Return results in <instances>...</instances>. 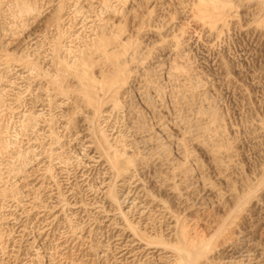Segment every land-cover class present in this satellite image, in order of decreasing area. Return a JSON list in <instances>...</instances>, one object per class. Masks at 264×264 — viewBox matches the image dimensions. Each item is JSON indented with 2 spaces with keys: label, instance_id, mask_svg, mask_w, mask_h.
Returning a JSON list of instances; mask_svg holds the SVG:
<instances>
[{
  "label": "rangeland",
  "instance_id": "1",
  "mask_svg": "<svg viewBox=\"0 0 264 264\" xmlns=\"http://www.w3.org/2000/svg\"><path fill=\"white\" fill-rule=\"evenodd\" d=\"M224 2L235 22L208 53L207 67L200 65V43L183 50L180 65H193L187 77L194 83L187 77L178 83L157 69L172 63L147 34L157 27L139 23L153 9L150 1L0 0V264H172V244L185 223L193 231L188 235L206 239L200 264H264V229L251 236L256 249L250 254L237 250L251 234L252 202L264 198V0ZM174 13L168 37L181 43L193 24ZM108 19L111 28L103 24ZM114 36L129 49L128 59ZM83 67L95 80L113 77L123 87L87 95L80 86ZM208 68L217 79L209 93L199 73ZM114 151L124 166L130 157L141 161L144 173L129 169L117 179L107 158ZM189 183L187 203L203 206L187 211L168 192ZM173 217L183 222L176 227ZM139 235L164 238L163 245L152 240L148 247Z\"/></svg>",
  "mask_w": 264,
  "mask_h": 264
},
{
  "label": "bare ground",
  "instance_id": "2",
  "mask_svg": "<svg viewBox=\"0 0 264 264\" xmlns=\"http://www.w3.org/2000/svg\"><path fill=\"white\" fill-rule=\"evenodd\" d=\"M148 2V1H150L151 2V4H152V6H153V9L151 10V11H149L148 13H147V15H142L141 17H140V20H139V23L140 24H143V23H145V24H148V25H153V26H156L157 28H152V29H149V31H147V34H149V36H151V37H153L154 39H156L155 41H156V44L154 45L155 46V48L157 49V50H159L160 52H161V54H163V55H165V57L164 58H166L167 59V61L169 62L170 60L172 61V63H168V65L169 66H162L161 64V66L160 65H158V67L159 68H157V69H160V70H162V75H163V72H164V74H166V77L168 76H171L172 77V79L173 78H175V79H173V80H176L177 79V81L178 80H183L184 81V78H186L188 75H190L191 74V71L193 70V67H191V66H193L191 63H190V65H189V67H185V66H181V65H183L182 63H184V61L186 60V51H185V53H183V50H189L193 45H195V44H197V43H200V45H201V50H203L202 51V53H201V56L199 57V61H200V65L201 66H204V67H207L206 65H204V64H207V62H205L206 60H207V58H208V53L210 52V51H214V49H215V44H216V41H219L220 40V38H223L224 37V35H226L228 32H227V30H228V26H229V23L230 22H235V18H234V15H233V11H232V9H230L229 7H230V4L229 3H227V4H229V6L223 1V0H131V3L133 2V3H135V2H137V3H144V2ZM228 1V0H227ZM233 7V6H232ZM132 9V8H131ZM234 10V9H233ZM129 12H130V10H129ZM173 13V12H176V13H178L179 14V16L176 14V13H174V14H176L179 18L180 17H183L182 19H184V18H188V20H190L191 21V23L193 24V32L191 33V35H189L188 37H186V38H184V40L180 43L179 42V40H178V38H174V37H172V38H169L168 36H169V33H170V31L173 29V24L171 23V21H170V18H169V15H170V13ZM110 18V17H109ZM114 19V18H113ZM99 20V19H98ZM100 20H103V19H100ZM237 20V19H236ZM105 21V20H104ZM103 21V22H104ZM101 24H102V22H100ZM252 23V22H251ZM254 23V22H253ZM252 23V24H253ZM104 26L105 27H108V28H111V27H113V22L110 20V19H108V20H106L104 23ZM103 24L101 25V27L103 26ZM258 23H256V25H255V27L256 26H258L257 25ZM144 25V24H143ZM254 25V24H253ZM261 25V24H260ZM98 26V25H97ZM252 26V25H251ZM261 27V26H260ZM102 28H104V27H102ZM105 29H107V28H105ZM264 29V28H263ZM103 30V29H102ZM109 30V29H108ZM107 30V31H108ZM255 30H257V29H255ZM105 33H106V31H105ZM254 33H256V32H254ZM199 37L201 38V40L199 39ZM113 39H114V41H115V43L117 44V46H119V48H122L121 49V52L122 53H124L125 55L126 54H129L128 52V48H125V47H123V43L122 42H120L119 40V38H117L116 36H114L113 37ZM112 39V40H113ZM102 40V39H101ZM201 42H200V41ZM102 41H105L104 39L102 40ZM121 46V47H120ZM103 52H102V54H106V52L108 51V49H107V46H104L103 47ZM131 50V49H130ZM135 50V49H134ZM134 50L132 51V52H134ZM134 53H136V52H134ZM218 54V53H217ZM216 54V55H217ZM124 55V56H125ZM131 55H134V54H131ZM130 55V56H131ZM129 56V55H128ZM129 56V57H130ZM116 57V56H115ZM125 57H127V55L125 56ZM125 57H123L124 58V62H125ZM132 57V56H131ZM117 58V57H116ZM127 59H128V57H127ZM130 60L132 59V58H129ZM218 59V58H217ZM116 60H118V58L116 59ZM123 60V59H122ZM189 60V59H188ZM173 61H174V63H173ZM213 61V60H212ZM115 62V61H114ZM190 61H188V63H189ZM214 62V61H213ZM222 62V61H221ZM180 63H181V65H180ZM86 64V63H85ZM120 64V63H119ZM121 64H122V62H121ZM222 64V63H221ZM83 65V64H82ZM86 66V65H85ZM118 66V65H117ZM188 66V65H187ZM118 67H120V66H118ZM156 67V66H155ZM209 67V66H208ZM221 68V67H220ZM119 69V68H118ZM192 69V70H191ZM195 69V68H194ZM212 69H213V67H212ZM211 69V70H212ZM113 70V69H112ZM152 70H154V69H152ZM196 70V69H195ZM198 70V69H197ZM200 70V69H199ZM214 70V69H213ZM216 70V69H215ZM116 71V70H115ZM122 71H123V69H122ZM194 71V70H193ZM209 71H210V69L208 68V71H206V73H204V71H199V73H203L202 74V79H204V80H202V83H204V86H205V88H206V91H207V93H209V91L210 90H213L215 87H216V84H215V81L217 80H214L212 77H210V76H212V74L211 73H209ZM152 72V71H151ZM196 72V71H195ZM195 72H193L194 74H195ZM198 72V71H197ZM218 72H220V71H218ZM115 73V72H114ZM121 73V72H120ZM154 73V72H153ZM91 73H89L88 72V70L87 69H85L84 67L82 68V70L80 71V73H79V75H80V79H81V84H80V86H82L83 87V90H84V92L87 94V95H90V93L93 91V92H95V91H99L103 96H104V94H108L109 92H112V91H115V90H119V89H121L122 87H123V84H120L119 82H116L117 80L116 79H113V77L112 78H106L104 81H97V80H95V78L94 77H92L91 75H90ZM157 73H155V75H156ZM196 74H198V73H196ZM195 74V75H196ZM200 74V75H201ZM194 75V76H195ZM217 75V74H216ZM219 75H221V74H219ZM115 76V75H114ZM157 76H158V74H157ZM198 76H199V74H198ZM197 76V78H200V76L198 77ZM111 77V76H110ZM170 77V78H171ZM196 77V76H195ZM195 77H194V79H195ZM115 78V77H114ZM196 78V79H197ZM224 78V77H223ZM126 79V78H125ZM125 79L123 80L124 82H126L125 81ZM187 79H188V81H190L189 80V78L187 77ZM227 79V78H226ZM219 80V79H218ZM168 81H169V79H168ZM177 81H175V82H177ZM187 81V80H186ZM196 81V80H195ZM198 81H200V80H198ZM222 81V80H221ZM124 82H121V83H124ZM173 83H174V81H172ZM185 82V81H184ZM184 82H183V85H184ZM190 82H193V80L192 81H190ZM219 82V81H218ZM171 83V82H170ZM172 83V84H173ZM178 83H181V81L179 82L178 81ZM189 83V82H188ZM194 83V82H193ZM195 83H197V82H195ZM200 83V82H199ZM175 84V83H174ZM173 84V85H174ZM186 84V83H185ZM192 84V83H191ZM146 85V84H145ZM176 85H177V83L175 84V88L174 89H176ZM179 85H181V86H179ZM193 85V84H192ZM203 85V84H202ZM202 85L200 86L201 88H202V90H203V87H202ZM189 86V85H188ZM219 86V85H218ZM156 87V86H155ZM173 87V86H172ZM178 87H180V89H181V87H182V84H178L177 85V89H178ZM195 87V86H194ZM81 88V87H80ZM146 88V87H145ZM184 87H182V89H183ZM193 88V87H192ZM218 88V87H217ZM173 89V88H172ZM182 89L180 90V91H182ZM82 90V91H83ZM141 90H143V88L141 89ZM141 90H140V88H138V89H136V93H137V96L141 99V100H143V95H142V92H141ZM187 90V89H186ZM155 91V90H154ZM176 92V90H173L172 92ZM204 91V90H203ZM205 91V92H206ZM144 92V91H143ZM184 92H185V90H184ZM183 92V93H184ZM188 92V91H187ZM192 92V91H191ZM194 92L195 91H193V94H194ZM177 93H178V91H177ZM181 93V92H180ZM112 94V93H111ZM175 94V93H174ZM188 94V93H187ZM192 94V95H193ZM203 94V93H202ZM202 94H200V95H202ZM148 95V94H147ZM180 95V94H179ZM186 95V94H185ZM191 95V94H190ZM195 95V94H194ZM178 96V95H177ZM177 96H175V97H177ZM183 96V95H182ZM207 96V95H206ZM205 96V97H206ZM185 97H187V96H185ZM191 97V96H190ZM89 98H90V96H89ZM158 98V97H157ZM156 98V99H157ZM188 98H189V96H188ZM139 99V100H140ZM151 99V98H150ZM175 99V98H174ZM178 99V98H177ZM179 99H181L180 97H179ZM187 99V98H186ZM200 99V98H199ZM204 100L206 99V98H203ZM208 99V98H207ZM206 99V100H207ZM88 100V99H87ZM90 100V99H89ZM88 100V101H89ZM140 100V101H141ZM161 100V99H160ZM203 100V101H204ZM205 100V101H206ZM209 100H210V98H209ZM91 101V100H90ZM153 101V100H152ZM157 101V100H156ZM162 101V100H161ZM174 101H176V99L174 100ZM178 101V100H177ZM180 101V100H179ZM182 101V100H181ZM180 101V102H181ZM187 101V100H186ZM146 102V101H145ZM183 102H184V100H183ZM198 102H199V100H198ZM200 102H201V100H200ZM142 103L144 104V102L142 101ZM150 103V102H149ZM158 103V102H157ZM160 103V102H159ZM178 102H176V104H177ZM182 103V102H181ZM191 104H192V102H190ZM189 103V104H190ZM190 104V105H191ZM194 104V103H193ZM200 104V103H199ZM203 104V103H202ZM149 105V104H148ZM156 105V104H155ZM180 105V104H179ZM182 105V104H181ZM196 105V104H195ZM198 105V104H197ZM201 105V104H200ZM184 106H185V104H184ZM187 106H188V104H187ZM192 106V105H191ZM203 106V105H202ZM204 106H205V103H204ZM216 106V105H215ZM145 107H147L146 105H145ZM158 107V106H157ZM178 107V106H177ZM201 107V106H200ZM206 107V106H205ZM128 108H130V106H128ZM159 108H160V106H159ZM188 108H190V107H188ZM131 109H133V108H131ZM131 109H126L127 111H128V115H127V113H126V115L127 116H130V118L132 117V110ZM135 109V108H134ZM156 109V108H155ZM179 109V108H178ZM199 109V108H198ZM152 110H154V109H152ZM126 111V112H127ZM135 111V110H134ZM194 111V110H193ZM152 112V111H151ZM158 112V111H157ZM200 112V111H199ZM204 113V112H203ZM217 114V113H216ZM87 116V115H86ZM137 116V115H136ZM178 116V115H177ZM176 116V117H177ZM179 117V116H178ZM177 117V118H178ZM137 118V117H136ZM174 118V117H173ZM180 119V118H179ZM206 119V118H205ZM174 121H175V119H174ZM133 123V122H132ZM137 123V122H136ZM174 123V122H173ZM175 123H176V121H175ZM134 124V123H133ZM203 124V123H202ZM210 124V123H209ZM132 125V124H131ZM178 125V124H177ZM206 125H207V123H206ZM205 126V125H204ZM207 126H209V125H207ZM206 126V127H207ZM202 126H200L199 128H198V130L201 128ZM206 127H203V128H205L206 129ZM202 129V128H201ZM208 130V129H207ZM193 131V130H192ZM202 131H203V129H202ZM257 131V130H256ZM206 132V131H205ZM252 132V131H251ZM179 136V135H178ZM143 137V136H142ZM142 137H141V140H143L142 139ZM181 137H183V136H181ZM106 139V138H105ZM134 139V138H133ZM148 139V138H147ZM174 139V138H173ZM213 139V138H212ZM106 141H107V139H106ZM105 141V142H106ZM133 141V140H132ZM143 141H146V140H143ZM110 146H111V144H110V142H107ZM132 145V144H131ZM110 146L108 147L107 146V149L108 150H110ZM146 146V145H145ZM227 146V145H226ZM103 147V146H102ZM105 148H106V145H105ZM104 148V149H105ZM113 148V147H112ZM134 148V147H133ZM114 149V148H113ZM223 149V148H222ZM106 150V149H105ZM112 150V149H111ZM110 150V151H111ZM223 151V150H222ZM106 152V156H108V151L106 150L105 151ZM119 152L117 151L116 153H115V151L113 152V154H111V156H109V157H107V158H109L108 159V162H109V164H110V166H111V168H112V172H115L114 174H116L115 176L117 177V179H120L121 178V175L122 174H124V173H128L129 172V169H133V171L135 172V171H138L139 172V174L141 173H144V171H145V167H144V165L143 164H141L139 161H135V160H132V161H130L131 160V157L130 158H128L127 159V161H126V165H128V166H124L123 164H122V161H120V159H119V156H120V154H118ZM159 153V152H158ZM203 153H204V151H203ZM122 154H123V152H122ZM133 154V153H132ZM155 154H157V153H155ZM125 155V154H124ZM127 155H129V154H127ZM137 156V155H136ZM140 156V155H139ZM190 156V155H189ZM121 157V156H120ZM124 157V156H123ZM127 157V156H126ZM125 157V158H126ZM163 157V156H162ZM142 158V157H141ZM156 158V157H155ZM130 159V160H129ZM133 159V158H132ZM136 159V158H135ZM137 160H138V158H137ZM168 160V159H167ZM171 163V162H170ZM130 164V165H129ZM181 165V164H180ZM110 168V167H109ZM176 169V168H175ZM65 171V170H64ZM166 171V170H165ZM172 171H174V170H172ZM171 172V171H170ZM185 172V171H184ZM132 173V172H131ZM68 174V173H67ZM170 174V173H169ZM127 175V174H126ZM135 175V174H134ZM163 175V174H162ZM168 175V174H167ZM124 176H125V174H124ZM136 176V175H135ZM140 176V175H139ZM139 176H138V178H139ZM152 176V175H151ZM165 176V175H164ZM169 176V175H168ZM179 176V175H178ZM186 176V175H185ZM201 177V176H200ZM115 178V177H114ZM126 178V177H125ZM129 179H130V177H128ZM163 178V177H162ZM166 178V177H165ZM169 178V177H168ZM173 178V177H172ZM175 178H176V176H175ZM184 178V177H183ZM186 178V177H185ZM122 179V178H121ZM135 179V178H134ZM137 179V178H136ZM143 179V178H142ZM125 180V179H124ZM141 180V179H140ZM140 180H138V181H140ZM157 180V179H156ZM159 180V179H158ZM168 180V179H167ZM166 180V182H168ZM173 180V179H172ZM176 180V179H175ZM183 180H185V179H183ZM164 181H165V179H164ZM171 181V180H170ZM186 181V180H185ZM194 181V180H193ZM192 181V182H193ZM127 182H128V180H127ZM130 182V181H129ZM128 182V183H129ZM137 182V181H136ZM165 182V183H166ZM191 182V181H190ZM116 183V182H115ZM126 183V182H125ZM134 183V182H133ZM139 183V182H138ZM171 183V182H170ZM180 183V182H179ZM196 183H197V181H196ZM113 184H114V182H113ZM172 184V183H171ZM170 184V186H172ZM174 184V183H173ZM211 184V183H210ZM262 184V183H261ZM125 185V184H124ZM131 185V184H130ZM137 185V184H136ZM181 185H183V184H181ZM192 184H190L189 183V186L186 184V186H184V188H182L181 190H179V191H175V192H173V191H167L168 192V194L171 196L170 198H172L173 200H174V202L176 203V204H179V207H180V205H182V206H184V208H185V210H187L188 211V209H189V211H190V209L192 208V209H194V207H192V206H199L200 205V202H199V205L198 204H196L197 202L195 201V204L196 205H194V203H192V205H190L189 206V204L187 203L188 201V199H190V201H191V195H192V186H191ZM129 186V185H128ZM138 186V185H137ZM154 186V185H153ZM161 186V185H160ZM169 186V185H168ZM167 186V187H168ZM169 186V187H170ZM174 186H176V185H174ZM173 186V188H172V190L175 188ZM197 186V185H196ZM202 186V185H201ZM135 188H136V186H134ZM166 187V188H167ZM211 187V186H210ZM260 187V186H259ZM124 188V187H123ZM132 188V187H131ZM134 188V189H135ZM162 188V187H161ZM160 188V189H161ZM166 188H164V189H166ZM177 188V187H176ZM159 189V188H158ZM163 189V188H162ZM170 189H171V187H170ZM197 189H198V187H197ZM127 190V189H126ZM166 190H169V189H166ZM194 190H196V188H194ZM193 190V191H194ZM201 191V190H200ZM250 191H253V190H250ZM100 192V191H99ZM127 192H130V191H126L125 193H127ZM248 192V191H247ZM131 193V192H130ZM61 194V193H60ZM135 194L137 195V192H135ZM135 194H134V196H135ZM195 194H197L196 192H195ZM200 194V193H199ZM211 194V193H210ZM53 195V194H52ZM111 195V194H110ZM115 195V194H114ZM140 195V194H139ZM194 195V194H193ZM207 195V194H206ZM63 196V195H62ZM138 196V195H137ZM136 196V197H137ZM141 196V195H140ZM218 196V195H217ZM246 196V195H245ZM126 198H128V197H130V196H128V193L126 194V196H125ZM193 197H195V196H193ZM196 197H197V195H196ZM208 196H206V198H207ZM241 197V196H240ZM244 197V196H243ZM62 198V197H61ZM64 198V197H63ZM156 198V197H155ZM198 198H199V195H198ZM197 198V199H198ZM201 198V197H200ZM247 198V197H246ZM119 199V198H118ZM122 199H125L124 197L122 198ZM131 199V198H130ZM145 199V198H144ZM157 199V198H156ZM210 199H212V198H210ZM127 200V199H126ZM126 200H125V202H126ZM138 200V199H137ZM153 200H154V197H153ZM161 200V199H160ZM241 200V199H240ZM255 200V199H254ZM257 201L256 202H252V204H251V209L249 210L251 213H252V215H251V213L250 212H248V214L250 213V215H251V221L253 220V224H252V226H251V224L249 225V226H251V228H249V230L247 231L248 233H247V235L249 234V232L251 233L250 234V236H247V238H245V239H242V237H241V239H242V243L244 242V240H245V242H244V244L243 245H245V247H242V248H240V249H237V250H239V252L240 253H245L244 254V256L245 255H247L248 253L250 254V251H251V249L252 248H255L256 249V247L253 245V242H251V240H252V237L251 236H253L255 233L254 232H256L255 231V229H259V228H262V229H264V198L263 197H261L260 199H256ZM122 201V200H121ZM120 201V202H121ZM144 201V200H143ZM156 201V200H155ZM162 201V200H161ZM190 201H189V203H190ZM204 201V200H203ZM243 201V200H242ZM241 201V202H242ZM253 201V200H252ZM125 202H122V203H124L125 204ZM146 202V201H145ZM149 202V201H148ZM151 202V201H150ZM149 202V203H150ZM153 202V201H152ZM151 202V203H152ZM240 202V201H239ZM240 202V203H241ZM130 204V202L128 201V202H126V204ZM131 203L132 204H138L139 202H137V201H135V198H132V201H131ZM158 203H159V201H158ZM157 203V204H158ZM205 203V202H204ZM248 203V204H249ZM118 204V203H117ZM120 204V203H119ZM131 204V205H132ZM147 205H148V203H146ZM153 204V203H152ZM152 204H150L152 207H153V205ZM162 204H164V203H162ZM201 204H202V201H201ZM134 205V206H135ZM139 205V204H138ZM141 205V206H140ZM139 206H140V208L142 207L143 208V210H148V206H146L144 203H142L141 202V204H140ZM156 205V204H155ZM167 205H169V204H167ZM167 205H163V206H165V209H166V207H169V206H167ZM139 206H137V207H139ZM182 206H181V208H182ZM203 206V205H202ZM201 206V207H202ZM129 207V206H128ZM151 207V208H152ZM156 207V206H155ZM155 207H154V209L153 210H155ZM176 207H177V205H176ZM200 206H199V208H201ZM66 208V207H65ZM132 208V207H131ZM139 208V209H140ZM157 208H158V206H157ZM160 208V207H159ZM163 208V207H162ZM171 208V207H170ZM134 209V208H133ZM133 209H132V211H133ZM138 209V210H139ZM173 209V208H172ZM174 209H175V207H174ZM173 209V211H175ZM191 209V210H192ZM196 209V208H195ZM202 209H204V208H202ZM201 209V210H202ZM249 209V208H248ZM120 210V209H119ZM135 210V209H134ZM142 210V209H141ZM152 210V211H153ZM157 210V209H156ZM160 209H158L157 211H159ZM179 210V209H178ZM199 210V209H198ZM236 210V209H235ZM130 211H131V209H130ZM161 211V210H160ZM170 211H171V209H170ZM173 211H171V212H173ZM184 211V210H183ZM121 212V211H120ZM140 212H142V211H140ZM148 212H149V215H150V211L148 210ZM155 212V211H154ZM170 212V213H171ZM202 212V211H201ZM125 213V212H124ZM134 213V212H133ZM143 213H147V212H143ZM159 213V212H158ZM164 213V212H163ZM176 213V212H175ZM180 213V212H179ZM179 213H177L178 215H177V217L179 216L180 217V215H179ZM184 213H185V211H184ZM122 214H123V211H122ZM126 214V213H125ZM144 214V215H145ZM172 214H174V213H172ZM183 214V213H182ZM198 214H199V212H198ZM135 215V214H134ZM143 214L141 213V216H142ZM158 215V214H157ZM167 215H169V214H167ZM166 215V216H167ZM174 215H176V214H174ZM185 215H187V214H185ZM228 215H230V214H227V216ZM148 216V215H147ZM162 216V215H161ZM165 216V217H166ZM182 216V215H181ZM199 216V215H198ZM231 216V215H230ZM229 216V217H230ZM155 217H156V215H155ZM168 217V216H167ZM184 217V216H183ZM187 217H191V216H189V215H187ZM163 218V217H162ZM171 218V217H170ZM174 218V217H173ZM182 218V217H181ZM180 218V219H181ZM186 218V217H185ZM196 218V217H195ZM226 218V217H225ZM165 219V218H164ZM179 219V218H178ZM178 219H176V217L173 219V220H176V224H177V226L176 227H178V225H180L179 224V220ZM183 219V218H182ZM191 219V218H190ZM193 219V218H192ZM226 219H228V217L226 218ZM162 220V219H161ZM178 220V221H177ZM184 220V219H183ZM187 220V219H186ZM186 220H184V221H186ZM194 220H196V219H194ZM231 220V219H230ZM189 221V220H188ZM187 221V223H189ZM196 221H198V220H196ZM225 221H229V220H225ZM225 221H224V223H225ZM151 222V221H150ZM193 222V221H192ZM222 223H223V221H221ZM233 222H234V220H233ZM193 224V223H192ZM233 224V223H232ZM171 225V224H170ZM175 225V224H174ZM186 223L184 224V225H181V226H179V228H180V230H179V228H178V230L180 231V232H178V237L176 236V238H177V241H176V243L175 242H173L174 244H172V242H171V244L172 245H174V246H172L173 247V258H171L172 259V264H193L194 262L195 263H198V264H200L198 261H200L201 260V257L203 256V251L202 250H204V248H205V245H204V242L206 241V239H205V241L203 242L201 239H203L204 240V237H200V234L198 235V237H200L201 239H199L198 237H195V236H190V235H188L189 233L188 232H190L189 230L191 229H188V232H187V230H185V229H187L186 228ZM230 225H231V223H230ZM129 226V225H128ZM189 226H190V224H189ZM220 226V225H219ZM248 226V227H249ZM129 227H131V226H129ZM134 227V226H133ZM132 227V228H133ZM175 227V226H174ZM173 227V228H174ZM229 227V226H228ZM248 227H247V229H248ZM128 228V227H127ZM171 228H172V226H171ZM189 228V227H188ZM216 228H220V227H216ZM131 229V228H130ZM168 229H169V226H168ZM176 230H177V228H176ZM177 230V231H178ZM143 231V230H142ZM138 232V231H137ZM226 232V231H225ZM224 232V233H225ZM243 232V231H242ZM176 233V232H175ZM191 233H193V231L192 232H190V234ZM139 234V233H138ZM195 234H198V233H195ZM134 235V234H133ZM194 235V234H193ZM260 235V234H259ZM140 236V235H139ZM158 236V235H157ZM219 236V235H218ZM148 238L150 237V234H149V236H147ZM153 237V236H152ZM245 237V236H244ZM243 237V238H244ZM259 237V236H258ZM261 237V236H260ZM135 238H140V241H144L145 242V244H146V246H152V247H154L153 245H152V242L154 241V239H151V240H149L148 238H146V236L145 237H143V236H140V237H136L135 236ZM154 238V237H153ZM158 238V237H157ZM156 238V239H157ZM161 238V237H160ZM160 238H159V240H156L155 239V241H154V245H156L155 244V242H157V241H161V240H163V239H161L160 240ZM237 238V237H236ZM235 238V239H236ZM263 238V237H262ZM137 240V239H136ZM153 240V241H152ZM208 241H209V239H208ZM239 241V240H238ZM258 241V240H257ZM141 242V243H142ZM143 242V243H144ZM159 242H157V243H159ZM162 242V241H161ZM217 243V242H216ZM230 243V242H229ZM239 243V242H238ZM241 243V242H240ZM255 243V242H254ZM263 243H264V241H263ZM135 244H137V243H135ZM171 244H169V246L171 245ZM204 245V248H202V246ZM257 244V243H256ZM126 245V244H125ZM162 245H163V242H162ZM168 245V244H167ZM202 245V246H201ZM227 245V244H226ZM237 245V244H236ZM241 245V244H240ZM242 245V246H243ZM159 246V244L156 246V247H158ZM165 246V245H164ZM168 246V247H169ZM215 245H213V247H214ZM234 247H236L235 246V244L233 245ZM127 247V246H126ZM160 247V246H159ZM171 247V246H170ZM218 247V246H217ZM223 247V246H222ZM260 247V246H259ZM119 248V247H118ZM123 248V247H122ZM138 248V247H137ZM202 248V250H200ZM121 249V248H120ZM254 249V250H255ZM259 249V248H258ZM257 249V250H258ZM226 250V249H225ZM233 250H235V248L233 249ZM117 251V250H116ZM119 251V250H118ZM125 251V250H124ZM145 251V250H144ZM227 251H229V249L227 250ZM256 251V250H255ZM205 252V254H207L206 252H207V250L206 251H204ZM210 252H211V250H210ZM252 252H253V250H252ZM251 252V253H252ZM264 252V251H263ZM124 253V252H123ZM236 253V252H235ZM239 253V254H240ZM259 253V252H258ZM121 254V253H120ZM231 254V253H230ZM233 254V253H232ZM231 254V255H232ZM238 254V253H237ZM237 254L235 255V256H237ZM257 254V253H256ZM264 254V253H263ZM122 255V254H121ZM225 255V254H224ZM228 255V254H227ZM226 255V256H227ZM252 255V254H251ZM251 255H249V256H251ZM230 256V255H229ZM234 256V257H235ZM239 256V255H238ZM244 256H242V257H244ZM228 258V257H227ZM253 258V257H252ZM262 258H263V256H262ZM261 258V259H262ZM202 259H204L205 260V258H203L202 257ZM242 259V258H241ZM246 260H248L247 258H246ZM256 260V259H255ZM202 261V260H201ZM200 261V262H201ZM210 261H212V260H210ZM231 261H233V258H232V260ZM238 261V260H237ZM244 261H245V259H244ZM263 261V260H262ZM205 262V261H204ZM228 262V261H227ZM236 262V261H235ZM234 262V263H235ZM246 262V261H245ZM248 262H250V261H248ZM254 262V261H253ZM238 263V262H237ZM236 263V264H237ZM218 264V263H217ZM219 264H221V263H219ZM224 264H226V262L224 263ZM230 264V263H229ZM238 264H241L240 262L238 263ZM245 264V263H244Z\"/></svg>",
  "mask_w": 264,
  "mask_h": 264
}]
</instances>
